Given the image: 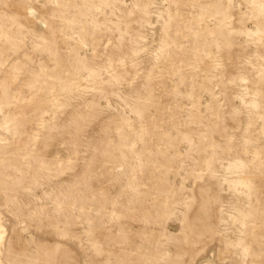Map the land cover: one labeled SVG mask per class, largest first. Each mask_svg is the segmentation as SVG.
Returning <instances> with one entry per match:
<instances>
[{
  "label": "rangeland",
  "instance_id": "obj_1",
  "mask_svg": "<svg viewBox=\"0 0 264 264\" xmlns=\"http://www.w3.org/2000/svg\"><path fill=\"white\" fill-rule=\"evenodd\" d=\"M0 264H264V0H0Z\"/></svg>",
  "mask_w": 264,
  "mask_h": 264
},
{
  "label": "bare ground",
  "instance_id": "obj_2",
  "mask_svg": "<svg viewBox=\"0 0 264 264\" xmlns=\"http://www.w3.org/2000/svg\"><path fill=\"white\" fill-rule=\"evenodd\" d=\"M4 237H5V234H4L2 226L0 225V250H1V246L3 244Z\"/></svg>",
  "mask_w": 264,
  "mask_h": 264
}]
</instances>
